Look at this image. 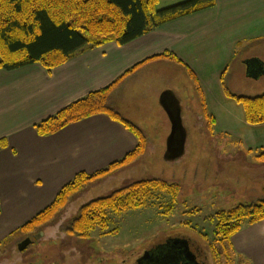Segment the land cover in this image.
Wrapping results in <instances>:
<instances>
[{"label": "crops", "instance_id": "obj_1", "mask_svg": "<svg viewBox=\"0 0 264 264\" xmlns=\"http://www.w3.org/2000/svg\"><path fill=\"white\" fill-rule=\"evenodd\" d=\"M183 1L161 0L159 7ZM166 51L195 74L217 130L235 133L246 143L264 144V123L248 124L243 104L227 96L222 83L239 54L247 56L242 62L246 73L251 58H259L264 67V0H216L211 8L167 22L127 44L109 42L87 49L51 71L39 63L0 69V139L8 142L0 149V243L47 208L78 173L105 169L138 145L137 136L107 114L73 122L48 136L39 135L35 126L108 86L137 63ZM197 83L184 65L156 59L128 75L109 103L131 121L132 116L120 106L123 90L135 93L136 104L148 98L162 107L163 93L174 91L179 100L171 96L183 110V91L197 94ZM250 126L260 128V137L247 129ZM231 245L242 264H264V219L244 223ZM27 247L13 250V256L18 259ZM7 256L6 262L13 263Z\"/></svg>", "mask_w": 264, "mask_h": 264}, {"label": "rangeland", "instance_id": "obj_2", "mask_svg": "<svg viewBox=\"0 0 264 264\" xmlns=\"http://www.w3.org/2000/svg\"><path fill=\"white\" fill-rule=\"evenodd\" d=\"M246 58L245 54L238 55L230 65L226 82L237 95L259 96L257 94L264 88V76L247 75L242 63ZM121 93L120 106L133 118L131 121L125 119L139 127L146 137L143 155L88 182L47 226H39L29 235L13 234L10 248L5 247L0 252V264H138L147 251L179 236L192 238L193 248H201L209 256L205 259L207 264H213L214 259L215 264H227L225 257L214 253L219 244L216 243L213 217L219 210L264 199V157L261 156L264 144L246 143L235 133L217 130L215 125L211 130L204 118L198 92L183 91L182 111L188 128L186 150L181 157L168 159L172 122L165 108L148 98L144 102L140 98L137 100L140 104H136L132 90ZM247 129L260 137V128L250 126ZM240 130L246 131V128ZM148 179L178 184L179 190L174 197L166 191L158 192L140 208L121 213L108 210V227H96L88 238L70 232L82 204ZM49 230L52 232L46 233L47 239H35V234ZM27 236L33 243L16 259L12 251H19L20 241ZM5 256L13 263H7ZM233 258L238 264V259Z\"/></svg>", "mask_w": 264, "mask_h": 264}, {"label": "trees", "instance_id": "obj_3", "mask_svg": "<svg viewBox=\"0 0 264 264\" xmlns=\"http://www.w3.org/2000/svg\"><path fill=\"white\" fill-rule=\"evenodd\" d=\"M160 2L161 0H0V69L11 71L39 63L51 71L87 49L100 47L109 42L127 44L167 22L211 8L216 4V0H186L160 8ZM161 58L184 65L197 83L193 71L177 55L166 51L137 63L108 86L90 92L35 126L39 135L48 136L73 122L98 114H107L128 127L137 136L138 145L125 157L105 169L93 174L78 173L62 187L47 208L19 227L15 233H19V236L29 235L37 227L47 226L55 215L68 207L71 197L88 182L117 170L143 155L146 137L139 127L123 118L110 106L109 99L111 93L128 75L142 65ZM222 83L227 96L243 104L248 124L264 123V93L254 97L237 95L229 89L224 74ZM196 87L204 118L212 130L213 116L209 113L198 83ZM169 92L179 100L174 91ZM185 128L188 129L186 126ZM7 146V139H0V149ZM261 156L264 157V151ZM178 190V184H169L159 179L134 182L109 196L96 198L78 207L70 232L88 238L96 227L103 229L108 227V210L121 213L130 208H140L158 192L166 191L174 197ZM263 219L264 200L219 210L213 217L216 243L219 244L214 253L225 257L227 264H235L232 236L244 223H255ZM9 240L0 243V251L10 244L12 240ZM242 263V259H239L238 264Z\"/></svg>", "mask_w": 264, "mask_h": 264}, {"label": "water", "instance_id": "obj_4", "mask_svg": "<svg viewBox=\"0 0 264 264\" xmlns=\"http://www.w3.org/2000/svg\"><path fill=\"white\" fill-rule=\"evenodd\" d=\"M247 73L250 77L258 78L261 73H264V67L259 58H251L247 60ZM172 93L167 91L164 92L162 95V104L167 113L169 114L170 120L172 122V131L168 140V151L166 154V157L168 159H177L181 157L185 152V147L187 144V130L185 128L184 124V118L182 114L181 106H178V102L176 103V99L171 96ZM170 99L172 102L171 104H168L167 101ZM171 241L178 243L182 242L185 251L188 250V256L193 254L190 251L189 243L187 239H181V238H174L165 243L164 245L160 246L157 249H160L167 244H169ZM157 249H152L146 252V254L141 258L142 261L147 260L148 254H151L153 251Z\"/></svg>", "mask_w": 264, "mask_h": 264}, {"label": "flooded vegetation", "instance_id": "obj_5", "mask_svg": "<svg viewBox=\"0 0 264 264\" xmlns=\"http://www.w3.org/2000/svg\"><path fill=\"white\" fill-rule=\"evenodd\" d=\"M171 102L172 101L168 99L167 103L171 104ZM185 150H186V147H185ZM50 232H52V230L44 231V232H41L40 234L37 233L34 235V237L35 239L42 238L43 240H45L47 239L46 237H48L46 233H50ZM54 233L56 234L54 235V237L57 238L58 236L57 232L55 231ZM201 234L205 235V232H201ZM178 238L188 240L190 251L193 254L188 256V250L185 251L183 244H181L182 242L175 243L171 241L166 246L153 251L151 254H148L147 255L148 257L146 258L147 260H144V261L140 260L138 264H207L205 259H208L209 256L207 254H204L201 248H193L194 245L192 242V238L184 237V236H179ZM32 243H33V239L30 236H27L22 241H20L19 247L24 248L27 246H31ZM213 261H214L213 264H215L216 260L214 259Z\"/></svg>", "mask_w": 264, "mask_h": 264}]
</instances>
